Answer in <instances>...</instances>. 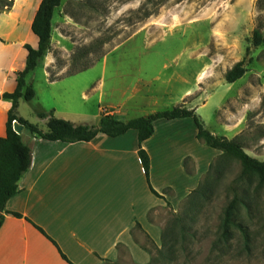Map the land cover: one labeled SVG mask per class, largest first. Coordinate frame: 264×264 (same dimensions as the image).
Returning <instances> with one entry per match:
<instances>
[{
  "label": "rangeland",
  "instance_id": "374dc122",
  "mask_svg": "<svg viewBox=\"0 0 264 264\" xmlns=\"http://www.w3.org/2000/svg\"><path fill=\"white\" fill-rule=\"evenodd\" d=\"M21 1L0 0L3 43L13 20L19 19L21 6H15ZM256 1L62 0L53 11L46 54L51 78L74 83L67 91L71 96L62 92L63 96L56 94L52 99L46 95L39 63L26 78L36 95L31 103L20 100L17 112L44 131L45 123L35 111L70 105L77 107L76 125L95 126L101 114L107 113L106 107L97 102L98 93L85 105L80 88L94 85L103 73L102 98L117 102L120 97L111 91L130 86L138 78L140 90L127 103L134 117L194 104L208 131L239 142L245 153L264 161V43L257 48L251 44L253 29L258 28L264 37V9ZM21 28L12 35L24 36L27 26ZM245 48L249 49L246 62L248 58L252 62L236 83H226V71L244 57ZM91 63L81 72L66 74ZM117 71L124 77L115 76ZM154 75L158 79L145 84ZM177 76L185 82L179 83ZM187 87L189 96L177 102ZM23 134L29 133L24 130ZM165 134L164 130L156 133L154 142ZM215 161L202 181V196L185 197L176 208L167 205L151 215L161 225V239L159 247L143 242L152 258L149 264H264V184L253 174H243L232 158L222 156ZM233 197V218L246 228L248 241L235 226L223 235L224 211Z\"/></svg>",
  "mask_w": 264,
  "mask_h": 264
},
{
  "label": "crops",
  "instance_id": "0c3cea01",
  "mask_svg": "<svg viewBox=\"0 0 264 264\" xmlns=\"http://www.w3.org/2000/svg\"><path fill=\"white\" fill-rule=\"evenodd\" d=\"M21 2L15 6H21L19 19L13 20L12 30L5 33L6 43L0 38V94L13 92L16 87L17 73L23 70L27 56L23 45L33 49L38 45L30 25L40 0ZM20 25L22 30L27 26L25 35H12ZM40 63L46 95L53 96L52 99L62 92L66 97L71 96L73 82L49 79V54ZM105 63L104 58L102 70ZM115 76L124 77L118 71ZM157 79L158 75H154L145 84ZM137 80L111 91L120 97L114 102L102 98V73L94 85L80 88L82 102L87 105L90 97L98 93L97 102L104 104L109 114L122 120L126 117L124 121L136 118L128 112L127 103L140 90ZM179 80V83L185 82L184 78ZM189 94L187 87L177 102ZM10 108V102L0 100V137L5 135ZM47 108L36 110L35 115L51 110L55 118L75 124L77 107L72 109L67 105L60 110L50 105ZM187 108L198 110V106L189 103ZM17 115L21 117L18 112ZM39 120L46 124V119ZM162 130L166 134L155 143L156 133ZM23 133L24 129L21 139L30 150L31 163L18 181V193L5 205L6 211L20 214L21 218L4 217L0 227V264H68L59 250L71 264H148L151 255L143 242L147 240L159 247L161 239V225L151 215L167 205L176 208L203 181L210 165L220 155L197 140L196 127L190 118L154 121L153 134L141 146L150 159V186L163 197L158 198L146 183L134 130L118 137L99 134L89 142L72 144Z\"/></svg>",
  "mask_w": 264,
  "mask_h": 264
},
{
  "label": "trees",
  "instance_id": "16d2710c",
  "mask_svg": "<svg viewBox=\"0 0 264 264\" xmlns=\"http://www.w3.org/2000/svg\"><path fill=\"white\" fill-rule=\"evenodd\" d=\"M61 1L62 0H40L30 25L31 32L37 37L38 45L36 49H33L28 44L23 45V48L27 51V56L23 70L17 73L16 87L13 92H4L0 94V100L8 101L11 104V108L7 113L8 119L5 123V135L0 137V227L5 215L21 218L20 214L6 211L5 205L9 199L18 193V181L28 171L32 157L29 148L22 142L21 135H17L12 130V123L14 121L21 124L23 129L30 135L46 141H59L67 144L89 142L99 134L107 137H118L129 130L136 131L138 142L137 155L143 168L146 183L150 192L154 196L163 198L150 186V159H148L149 156L142 148L141 144L153 134L154 121L159 119L174 120L190 118L196 127L197 140L203 142L207 147L220 152V155L214 160L217 161V159H220L222 156L232 158L239 162L243 174H253L257 177L260 183L264 184V161H258L245 153L239 142L233 139H227L224 136L212 134L204 127L200 117L195 113V110L188 109L182 104L127 121H122L115 115L105 112L101 114L98 120L99 122L95 126L72 124L69 121L55 118L52 111L48 113H38L37 115L40 119H46V130L44 131L39 129L36 125L19 117L17 115L19 101L22 100L29 102L35 96L32 86L26 83V77L37 67L46 55L51 38V20L53 11L60 5ZM256 6L259 9H264V0H257ZM262 43H264V37L261 32L258 28L253 29L251 36L252 47L257 48ZM245 49L244 57L240 61L235 62V64L226 71L224 75L226 83H236V81L242 78L245 74L246 64L252 62L251 58H248L246 62V56L249 54V49ZM89 66H92V63L84 65L78 69H70L66 74L71 75L81 72ZM49 79L54 80L56 78H51V76H49ZM213 166L214 162L210 165L205 177L210 173ZM202 183L203 182L201 181L196 189L191 191L186 198L188 197L190 199V196L193 197L196 195L202 196ZM235 211L236 198L233 197L224 211V218L222 221L223 235L229 233L231 226H235L243 233L242 235L244 236L245 241H248V236H246L247 234L244 231L246 228L240 223H236L233 218ZM36 228L44 234V231L38 227ZM59 254L63 260L68 264H71L60 250ZM151 261L152 258L150 262Z\"/></svg>",
  "mask_w": 264,
  "mask_h": 264
},
{
  "label": "water",
  "instance_id": "95a60500",
  "mask_svg": "<svg viewBox=\"0 0 264 264\" xmlns=\"http://www.w3.org/2000/svg\"><path fill=\"white\" fill-rule=\"evenodd\" d=\"M12 130L14 131V133H16L17 135H21L22 131H23V126L21 124H19L18 122L14 121L12 123Z\"/></svg>",
  "mask_w": 264,
  "mask_h": 264
}]
</instances>
